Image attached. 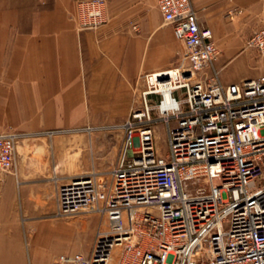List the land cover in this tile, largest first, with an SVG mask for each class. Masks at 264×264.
<instances>
[{
	"label": "built area",
	"instance_id": "built-area-1",
	"mask_svg": "<svg viewBox=\"0 0 264 264\" xmlns=\"http://www.w3.org/2000/svg\"><path fill=\"white\" fill-rule=\"evenodd\" d=\"M75 5L77 30L106 22V0ZM158 7L184 63L144 75L141 106L119 125L107 189L95 172L57 186L56 215L98 213L107 225L87 254L62 253L52 264H264V74L224 84L212 31L191 0ZM246 47L264 54V19ZM155 123L165 126V154ZM20 136L0 132V174L14 170Z\"/></svg>",
	"mask_w": 264,
	"mask_h": 264
},
{
	"label": "crops",
	"instance_id": "crops-1",
	"mask_svg": "<svg viewBox=\"0 0 264 264\" xmlns=\"http://www.w3.org/2000/svg\"><path fill=\"white\" fill-rule=\"evenodd\" d=\"M75 1L0 0V132L24 134L14 171L0 175V264H52L62 253L89 252L97 230L85 245L70 234L95 214L56 216V188L85 169V133L91 150L101 149L102 134L91 123L126 120L139 104L144 75L166 65V33L176 40L158 0H106V22L80 31ZM191 2L220 50L215 65L224 84L264 74V55L244 49L264 19V0ZM240 53H251V65L226 69ZM120 155L116 140L109 171ZM97 178L109 187L110 174Z\"/></svg>",
	"mask_w": 264,
	"mask_h": 264
},
{
	"label": "rangeland",
	"instance_id": "rangeland-1",
	"mask_svg": "<svg viewBox=\"0 0 264 264\" xmlns=\"http://www.w3.org/2000/svg\"><path fill=\"white\" fill-rule=\"evenodd\" d=\"M75 10H76V5H75ZM75 12V11H74ZM107 13V12H106ZM73 15V13H72ZM163 21V20H162ZM165 26L169 27V24L163 22ZM176 40L172 39V35L170 33H166L165 35V45H164V50L162 52V55L164 56L166 60V65L164 68L173 66V65H178L181 63H184V60L181 56V48L180 45L175 42ZM247 41V40H246ZM246 41L244 42V49H251L256 52L257 55H264L259 53L257 50L253 48H247L246 47ZM219 55H220V50H219ZM218 55V56H219ZM252 62V55L251 53H240L232 62L229 64L226 69H231L232 66H234L236 63L240 65H251ZM216 66V65H215ZM160 69V68H159ZM217 69H219L217 67ZM220 71V69H219ZM144 86V83H143ZM178 94L182 95L181 91L177 92ZM140 99H139V104L137 106H134V108L140 107ZM133 108V109H134ZM123 121H100L96 123H91V126H94L93 129L95 130V133H100L102 134L101 138V149H92L91 150V142L90 140L92 139V135L89 133H85V153L84 155L86 156L88 162H86V167L85 169L81 172V174H87L91 172H95L96 177H98L99 174H110L109 168H108V161L107 159L112 156L113 152V147L116 144V140H119V145L122 142V136L123 132L122 129L120 128V124ZM156 125V140H157V148L158 151L161 153H166L167 146L165 144V126L162 123H155ZM86 127V126H85ZM87 128V127H86ZM89 129V128H87ZM69 133L63 132V133H57L54 135H63L66 136L65 138H68V135L71 134H76V132H70ZM50 136V135H49ZM53 136V135H52ZM70 138V137H69ZM65 142H60V146H63ZM94 157L95 162H92V158ZM92 162V163H91ZM108 164V165H107ZM98 179V178H97ZM78 214H84L85 216L95 214L94 217H89L88 222L86 223V227L83 229H76L77 226H80L81 223L75 224L76 227L73 230V233L70 234L71 241L75 243L76 245H85L90 237L94 234L96 230L101 228L103 226L102 219L103 217L100 216L98 213H89V212H81ZM76 214V215H78ZM84 220V219H82ZM113 264H118L116 262H113Z\"/></svg>",
	"mask_w": 264,
	"mask_h": 264
},
{
	"label": "bare ground",
	"instance_id": "bare-ground-1",
	"mask_svg": "<svg viewBox=\"0 0 264 264\" xmlns=\"http://www.w3.org/2000/svg\"><path fill=\"white\" fill-rule=\"evenodd\" d=\"M158 8H159V7H158ZM155 130H156V125H155ZM165 134H166V130H165ZM23 135H24V134L21 133L20 138H21ZM165 137H166V136H165ZM20 138H19V139H20ZM19 139H18V140H19ZM155 141H156V145H157L156 135H155ZM165 144H166V139H165ZM157 149H158V148H157ZM158 152H159L160 154H163V153H161L160 151H158ZM164 154H165V153H164ZM13 171H14V170H12L11 172H13ZM109 172H110V171H109ZM5 173H6V172H5ZM1 174H3V173H1ZM1 174H0V175H1ZM79 175H80V174H79ZM76 176H77V175H76ZM74 177H75V176H74ZM70 180H71V179H70ZM70 180H69V181H70ZM97 181H98V179H97ZM56 216H58V215H56ZM59 217H61V216H59ZM106 221H107V220H105V217H104V218L102 219L103 226L107 225V222H106ZM117 251H118V249H116V250L114 251V253H115V252L117 253ZM80 253H81V252H80ZM116 253H115V254H116ZM113 256H114V258H115V255H114V254H113Z\"/></svg>",
	"mask_w": 264,
	"mask_h": 264
}]
</instances>
